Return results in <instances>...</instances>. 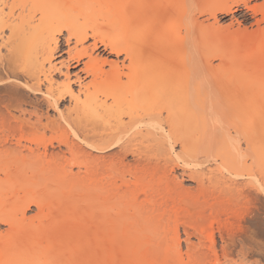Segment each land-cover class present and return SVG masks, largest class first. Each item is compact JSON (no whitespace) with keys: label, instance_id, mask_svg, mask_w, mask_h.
Wrapping results in <instances>:
<instances>
[{"label":"bare ground","instance_id":"1","mask_svg":"<svg viewBox=\"0 0 264 264\" xmlns=\"http://www.w3.org/2000/svg\"><path fill=\"white\" fill-rule=\"evenodd\" d=\"M3 5L23 12L18 22L0 14V33L10 31L7 54L0 48V264H199L215 254V223L225 258L264 260V0ZM74 11L95 16L80 23ZM234 11L256 27L230 32L199 20ZM171 29L180 31L176 40ZM64 32L67 73L56 83L52 60ZM100 47L123 56L121 65L93 56ZM81 64L91 80L76 76V93L68 73ZM26 93L56 118L29 127L16 117ZM207 134L218 139L206 143ZM22 141L37 149L20 151ZM55 144L67 153H49ZM176 145L197 152L196 161L180 159ZM176 169L195 187L178 181ZM13 192L22 196L10 203ZM181 207L189 214L182 223ZM228 213L237 223L221 221ZM182 225L199 248L183 253ZM10 247L22 252L8 258Z\"/></svg>","mask_w":264,"mask_h":264},{"label":"rangeland","instance_id":"2","mask_svg":"<svg viewBox=\"0 0 264 264\" xmlns=\"http://www.w3.org/2000/svg\"><path fill=\"white\" fill-rule=\"evenodd\" d=\"M6 2L7 0H0V9H1V7H2V9L4 10V12L2 13V11H0L1 13V15H3L4 14V17H6L5 19H11V18H13V20H16V22H18V15L19 14H22V13H20V12H23V11H21L20 9H13V11L9 8V7H4V5H3V3L4 2ZM104 1V0H103ZM128 2H130V0H124V6H126V3H128ZM3 5V6H2ZM119 7H121L122 8V6H119ZM118 7V8H119ZM118 8H114L113 10L114 11H118L119 9ZM120 8V9H121ZM88 10H90V9H88ZM93 10V12H94V9H92ZM65 11H67L68 12V10H65ZM65 11H63V13H65V14H68V13H70V12H65ZM70 11V10H69ZM87 11V10H86ZM85 11V12H86ZM11 12V13H10ZM79 14V17H77V19L79 20V22L81 23H83V22H86V20L87 19H90V18H93V16H95V15H91V14H94L93 12H91V13H89V15H87V16H82V14L84 15V11H74V14ZM84 12V13H83ZM10 13V14H9ZM18 13V14H17ZM25 13V12H24ZM24 13H23V15H24ZM27 13H29V15H30V12H27L26 11V13H25V15L27 14ZM88 13H85V15L86 14H88ZM9 14V15H8ZM12 14V15H11ZM95 14H97V13H95ZM6 15V16H5ZM17 15V16H16ZM71 15H73V12H72V14ZM10 16V17H9ZM27 16H28V14H27ZM35 16H36V20H37V18H39V13L38 14H35ZM77 16V15H76ZM91 16V17H90ZM81 17L83 18V17H86V18H84V19H81ZM12 20V19H11ZM199 20H200V22H202L205 26H207V27H209V28H219V27H221V28H223V31H225V30H229L230 32H232L231 30H234V31H236L237 29L239 30H243V29H245V28H247V29H251V28H255L256 26H255V21H254V19H253V17L251 16V15H249L248 16V20L247 21H243V19L240 17V11H234L233 13H231V14H228V15H225V14H219L218 15V17H217V20H215L213 17H211V16H209V15H204V16H201V17H199ZM209 23V24H208ZM215 24V25H214ZM209 25H211V26H209ZM228 28V29H227ZM184 33V30H181V33ZM9 33H10V31L8 30H5L3 33L1 32L0 33V42H3V43H0V48H1V51H2V54H7L6 52V48H5V45L7 44V42L8 41H6V39L8 38V36H9ZM180 33V31L179 30H176V31H173L172 29H171V31H170V35L168 36V38H174L175 40L178 38V36L180 35L179 34ZM67 36V33L66 32H64V34L63 35H61V36H59L58 35V38H59V41H60V45L62 44V52L61 53H59V54H56V56L53 58V60H52V65L53 66H56V68H57V71L55 70V71H53L52 72V70H51V74H52V77H53V80H54V82H59V83H61V82H63L64 80H65V73H67V68H66V66H63V65H61V62L62 61H67V60H65V59H67V54L66 53H64V52H66L67 50H68V48H67V46L65 45L66 43H65V37ZM3 38V39H2ZM223 39L224 37H222V35H220L219 37H218V39ZM3 41H2V40ZM220 39V40H221ZM219 41V40H218ZM75 41H73L72 42V44H71V48H73V46H75L74 43ZM222 42V40L221 41H219L218 43H220V44H222L221 43ZM6 43V44H5ZM92 44V40H89L88 42H86L85 44H84V46L86 45H91ZM219 45V44H218ZM79 48H81V46H78ZM5 50V51H4ZM93 53V56H99V57H102V58H104V59H107L108 61H116L117 63H120L119 65H121V62H122V60H123V56H120V57H118V56H116V55H114V54H110L109 52H104L103 51V47H100L98 50H95V51H93L92 52ZM86 61V60H85ZM84 61V62H85ZM213 64L215 65V66H217L218 64H219V60H214L213 61ZM50 64L49 63H47L46 64V69L48 70L49 68L48 67H50L49 66ZM51 65V66H52ZM75 65H71V69H70V72L68 73L69 74V77H70V79L73 81L72 82V88H73V90L77 93L78 92V88H79V85H78V81L76 80V76H79V77H81V80H80V82L82 83V85H84V83H88L90 80H91V78H89L88 76H86L83 72H81V70H82V68H83V64H81L80 66H77V67H75ZM105 68H106V70H108L109 69V65L108 64H106L105 65ZM59 69H61V72H60V70ZM76 81V82H75ZM27 95H28V93H26ZM27 95H25V96H27ZM31 97V98H30ZM24 98H26V97H24ZM36 99V100H35ZM25 100V99H24ZM27 100H29V101H27ZM26 102H25V104L23 105V107H22V110L24 111L23 113H20L19 111H16V112H14L15 114V116L16 117H19L20 118V120H23L25 123H27V125L29 126V127H37V126H39L40 125V123H44V122H46L48 119L47 118H50V119H53V118H56V116H57V114H56V111L54 112V110H51V109H49V108H47L44 104H42V103H40V100H39V96H37V95H32V94H30L29 93V95L27 96V98H26V100H25ZM28 102V103H27ZM33 102V103H32ZM40 103V104H39ZM33 104V105H32ZM71 105V103L69 102V101H67V102H65L61 107H60V110L61 111H64V112H67V108L69 109V107H71L70 106ZM36 106V107H35ZM45 106V107H44ZM49 109V110H48ZM20 113V114H19ZM37 119H39L38 121H37ZM41 121V122H40ZM28 122H30V123H28ZM37 122H39V123H37ZM33 123H35V124H37V126H35V124H33ZM42 123V124H43ZM210 127H213V128H216L217 127V123L214 121V122H211L210 123V125H209ZM42 132H44L43 130H41L40 129V133H42ZM50 132H46V136H50V134H49ZM71 139L73 140V135L71 136ZM218 138H217V136H215L214 134H207L204 138H203V140L207 143V142H214V141H216ZM17 142V139H13V142L12 143H16ZM26 143H27V145H26ZM36 147V145H34L33 143H30V142H28V141H22V147L20 148V151H22V152H26V148H33V149H37V148H35ZM40 148V149H39ZM38 151L36 150V152H45L44 151V149L42 148V147H38ZM54 150V151H53ZM65 152V153H67V148H65V146H59L58 144L56 145L55 144V149H50L48 152L49 153H51V152ZM174 151H175V154L176 155H178V157L180 158V159H182V160H191V161H196V159L198 158V157H196V154H197V152H186V153H184V152H181V146L180 145H176L175 146V148H174ZM257 153V152H256ZM66 156H68V154H66ZM126 163H132V157H128V159H127V161H126ZM75 171H76V169H74ZM74 171V172H75ZM174 176L175 177H177L178 178V181H181L182 183H183V185L186 187V188H193V187H195V184L193 183V182H191V181H188L187 180V178H182V176H181V170H179V169H176V171H175V173H174ZM121 178H119V179H117V184H118V186L119 187H121V186H123L124 187V180H122V182H121ZM20 192H22V190H20ZM18 195L19 196H22V194H20V193H18L17 194V192H13V193H10V195H9V202L10 203H12V200L14 199V198H16V197H18ZM11 198H13V199H11ZM152 199L153 200H158L159 199V197L157 196V195H153V197H152ZM15 200V199H14ZM181 209H182V212H180L179 213V218L181 219L180 221H181V223H182V221H184V220H188L189 219V217H187V216H189V214L185 211V209L183 208V207H181ZM35 211H36V209L34 208V207H32L28 212H27V217H30V216H32V215H34L35 214ZM181 211V210H180ZM185 213V214H184ZM181 214V215H180ZM230 216V217H229ZM184 217H186V218H188V219H186V218H184ZM191 218V217H190ZM183 219V220H182ZM191 221V220H190ZM221 221H223V222H228V223H237V220H236V218L235 217H232V215H231V213H228V214H224V215H222L221 216ZM218 224L217 223H215L214 224V232H215V254L214 253H212L211 255H210V258L206 261V262H201V263H199V264H264V260H261V259H258V258H248V259H246V258H242V256H240L239 254H233V256H231V257H228V258H225V256H224V254H223V252H222V247H223V243H222V240H221V236H220V234H219V232H218ZM7 229V226H1V231L2 232H4L5 230ZM185 228H184V226L182 225V226H179V229H178V235H179V237L178 238H180V248H181V250L183 251V253H185L187 250H188V246L190 245L191 247L192 246H194L195 245V247L196 248H199L200 246H197L196 244L198 243V237L197 236H195V235H190V236H188V235H186V231L184 230ZM190 234H192V230L190 229ZM177 235V236H178ZM171 236H172V234H171ZM170 236V237H171ZM208 244V243H207ZM188 245V246H187ZM199 245V244H198ZM19 249V248H18ZM14 253V255L15 254H19V253H21L22 252V250H16V251H14V248L13 247H10L9 249H5V255H6V257H8V258H15L16 257V255L14 256H12V254ZM185 260H187V259H185Z\"/></svg>","mask_w":264,"mask_h":264}]
</instances>
